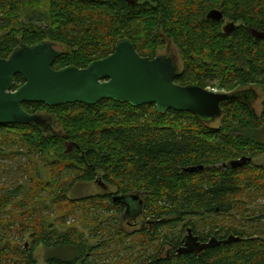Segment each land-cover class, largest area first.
<instances>
[{
	"label": "trees",
	"instance_id": "trees-1",
	"mask_svg": "<svg viewBox=\"0 0 264 264\" xmlns=\"http://www.w3.org/2000/svg\"><path fill=\"white\" fill-rule=\"evenodd\" d=\"M216 10L223 14L221 21L209 17ZM225 20L235 25L233 31L225 32ZM251 30L264 33V0H0V59L9 58L21 43L49 41L66 48L60 50L55 70L83 69L109 57L123 40L150 59L159 48L174 45L184 63L177 84L219 86L227 93L264 89V39H256ZM23 84L17 76L15 89ZM23 107L51 116L57 131L53 135L34 125H0V148H11L10 157L22 153L28 165L42 160L47 166L45 182L34 177L37 170H26L32 191L47 193L69 213L83 217L102 210L120 222L127 206L113 198L136 195L143 203L141 218L155 231L140 239L151 243L161 229L189 219L183 228L190 235L168 234L145 264H264V102L261 114L250 102L223 105V115L212 123L187 112L160 113L155 105L133 107L111 100L93 106ZM219 120L220 126L213 127ZM97 179L118 193L67 198L75 184ZM12 203L0 196V264H38L33 250L40 244L59 250L48 264H92L77 255L65 257L66 249L77 246L74 228L59 233L39 210H26L20 222L13 215L4 218L2 212ZM130 207L126 218L133 222L139 204L130 201ZM93 223L102 233L104 223L95 218ZM116 231L123 235L120 228ZM166 242L170 253L163 257ZM196 245L191 252H179Z\"/></svg>",
	"mask_w": 264,
	"mask_h": 264
},
{
	"label": "water",
	"instance_id": "water-1",
	"mask_svg": "<svg viewBox=\"0 0 264 264\" xmlns=\"http://www.w3.org/2000/svg\"><path fill=\"white\" fill-rule=\"evenodd\" d=\"M128 2L135 4V1ZM209 17L221 21L223 14L216 10ZM234 28L233 23L229 24L225 32ZM251 33L256 39H264V33L256 30ZM60 56L61 51L55 43L44 41L31 46L21 43L9 58L0 59V125H34L44 134L56 135L51 116L28 113L23 105L41 103L58 107L80 103L93 106L104 100L133 107L151 104L160 113L187 112L203 122L212 123L223 115V105L250 102L257 97L254 90L227 93L196 85L181 86L176 83L180 67L170 49L167 55L145 58L128 40L119 42L109 57L95 60L83 69L70 66L55 70L54 63ZM17 76L24 79V84L15 89ZM247 161L251 158L237 161L233 166L239 167ZM130 201L138 203L141 211L143 203L138 196L113 198L115 204L126 206H130ZM195 247L198 246L182 249L180 253L191 252Z\"/></svg>",
	"mask_w": 264,
	"mask_h": 264
},
{
	"label": "rangeland",
	"instance_id": "rangeland-1",
	"mask_svg": "<svg viewBox=\"0 0 264 264\" xmlns=\"http://www.w3.org/2000/svg\"><path fill=\"white\" fill-rule=\"evenodd\" d=\"M230 24L229 20L224 21V26ZM168 46L165 45L157 51L158 55H164L167 52ZM58 50L65 51L63 46H57ZM173 53L177 58L178 65L180 67V73L184 70V63L182 55L179 50L170 45ZM246 88V87H245ZM242 88V89H245ZM209 90H215L218 92H227L221 90L219 86L208 88ZM252 90L256 91L259 99L256 104L257 113L262 112V103L264 102V89L262 87H253ZM222 120L216 121L213 127L220 126ZM68 152H73V147ZM12 154L11 148H0V196H6L13 200V203L8 206L2 213L4 218H10L12 215L22 220L21 214L26 210H39L40 215L45 219L48 225H54V230H58L59 233H64L74 228L79 235V239L76 241L77 246L75 248L66 249V256L73 258L78 256L83 260H89L92 264H145L148 262V258L158 250L164 242V237L168 234L171 237L190 235L188 228H183L187 224L189 219L183 224L178 225L175 228H163L160 230V237L155 242L145 238H141L143 233H154V226H151L145 222V219L139 218L137 221H130L129 218L124 219L123 215L120 216L121 222L114 217V214H108L102 210L90 212L88 215H78L76 213H69L67 210L61 209L53 202L47 193L34 192L31 190V181L29 179L26 170L38 171L39 176H34L36 179L47 181L50 177L46 164L41 160L35 161V165H28L26 157L20 153L16 158L10 157ZM260 163V161H258ZM262 162V161H261ZM69 176L66 180H70ZM70 184V183H68ZM67 184V188H68ZM20 189L19 195H15L14 192ZM116 188L107 187L99 182L98 179L91 183L75 184L67 193V198L70 200H81L89 197H107L117 194ZM27 204V205H26ZM260 204H264V200ZM92 213V215H91ZM122 217V218H121ZM94 218L103 222L102 233L95 230ZM195 221V220H192ZM19 222L16 221L18 224ZM65 223V224H64ZM93 223V224H92ZM186 223V224H185ZM64 225V226H63ZM117 228L122 230L123 235L118 236ZM51 230V229H50ZM145 230V231H144ZM97 235H99L97 237ZM30 234L25 236V240L30 243ZM150 236V235H147ZM106 244L105 247L91 252V248H97ZM169 242H166V247H163L162 256H167ZM34 257L38 264H48V260L51 257L59 255V250H52L44 245L40 244L34 248ZM64 252V253H65ZM75 258V257H74ZM87 260V261H88Z\"/></svg>",
	"mask_w": 264,
	"mask_h": 264
},
{
	"label": "flooded vegetation",
	"instance_id": "flooded-vegetation-1",
	"mask_svg": "<svg viewBox=\"0 0 264 264\" xmlns=\"http://www.w3.org/2000/svg\"><path fill=\"white\" fill-rule=\"evenodd\" d=\"M168 49H167V52H166V54H164V55H167L168 54V50L170 49L169 47H167ZM170 51H171V54H172V56H174L175 58H176V56H175V54L173 53V51H172V49H170ZM176 60H177V58H176ZM249 89V88H248ZM247 88H245V89H240V90H237V91H243V90H248ZM258 99H259V97L258 98H256L255 100H253V101H250L251 103H250V105L254 108V111L255 112H257V109H256V104H257V102H258ZM127 196V195H126ZM130 196H136V195H129V197ZM130 206H127V210H126V215H129L130 214ZM138 211H139V215H138V212L136 213V215L138 216L134 221H137L139 218H141V216H142V214L143 213H141V211L138 209ZM126 215H125V219H126ZM140 216V217H139ZM188 245V244H187ZM186 245V246H187ZM183 249V248H182ZM182 249H180L179 250V252L182 250ZM169 253L170 252H168V255H169Z\"/></svg>",
	"mask_w": 264,
	"mask_h": 264
},
{
	"label": "built area",
	"instance_id": "built-area-1",
	"mask_svg": "<svg viewBox=\"0 0 264 264\" xmlns=\"http://www.w3.org/2000/svg\"><path fill=\"white\" fill-rule=\"evenodd\" d=\"M212 91H215V90H212ZM215 92H218V91H215ZM223 92V91H222Z\"/></svg>",
	"mask_w": 264,
	"mask_h": 264
}]
</instances>
